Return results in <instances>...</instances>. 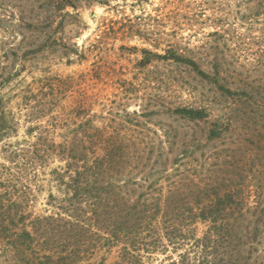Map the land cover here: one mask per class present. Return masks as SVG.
<instances>
[{
  "label": "rangeland",
  "instance_id": "1",
  "mask_svg": "<svg viewBox=\"0 0 264 264\" xmlns=\"http://www.w3.org/2000/svg\"><path fill=\"white\" fill-rule=\"evenodd\" d=\"M168 51L205 74L157 56ZM2 81L0 202L10 213L15 197L28 221L60 210L57 146L69 152L76 136L88 159L104 146L123 154L106 180L129 203L151 210L176 196L186 211L230 191L235 226L264 223V0H0ZM180 107L207 114L191 120ZM188 220L193 231L177 227L174 236L175 220L159 219L118 242L93 235L80 264L168 263L183 252L194 264L192 234L208 224ZM262 227L251 246L238 247L253 264H264ZM1 231L0 264H51L42 255L53 246L17 254L11 230Z\"/></svg>",
  "mask_w": 264,
  "mask_h": 264
},
{
  "label": "trees",
  "instance_id": "2",
  "mask_svg": "<svg viewBox=\"0 0 264 264\" xmlns=\"http://www.w3.org/2000/svg\"><path fill=\"white\" fill-rule=\"evenodd\" d=\"M157 56L172 58L175 61L185 60L183 62L191 66L194 71L205 74L191 58L182 59L180 55L172 51L169 54ZM3 84L4 81L0 82V87ZM1 102L0 96V112L3 110ZM175 112L191 120L202 119L207 114L204 109L193 107H180L175 109ZM2 116L5 121L4 115ZM76 141L75 136L69 142V152L65 151L67 145L57 146L63 152L60 155L61 158L65 160L63 172L56 173V179L63 184L64 193V203L59 205L60 210L57 213L34 217L28 221L27 214L17 209L22 204L21 197L13 198V214L10 213L12 209L0 202V208L1 206L4 208L0 209L1 234H4L6 230H11L13 235L6 236L7 244L17 254L23 253L24 248L32 244L41 243L53 246V249H45L42 255L43 260L51 264H80L82 258L89 254V249L93 246L88 245L93 235L96 240L102 236L104 242H113V240L118 242L119 236H125L127 239L134 233L136 227L140 228L146 223L150 225L159 219L162 222L167 220L168 223L175 220L176 227L173 226L172 231L170 230L174 236L177 227L180 231L181 229L193 231L187 227L186 222H182L189 218L188 221L192 223L199 220L208 224L201 236L195 237L192 234L195 241L193 247L198 249L197 260L194 264H253L249 252L238 247L251 246L252 241L261 235L264 223H260L258 219L252 220V227L249 224L235 226L234 224L241 217H236V214L231 212L234 210L226 206L238 204L239 201L234 199L230 191L216 196L205 205H199V208L194 207L186 211L178 208L184 203L180 201L181 199H176V196L170 201L167 198L163 204L155 201V208L146 210L145 203L138 206L136 203H129L127 199L111 193V183L106 180L107 174L113 166V161L121 160L123 154L116 149H114L116 154L111 153L108 146H104L95 149L92 152L93 159H88L91 157ZM31 151L34 155H38V146L33 147ZM51 154L50 152L49 155ZM188 199L190 200V197ZM242 202L243 199H240V203ZM173 206L177 210L172 212L171 207ZM237 214L244 216L242 211ZM5 220H8L6 222H9L11 226L6 224ZM15 224L17 225L13 227ZM91 228H95L96 231L92 232ZM169 237L168 233H165V238L170 239ZM222 242L227 247L223 254L218 249ZM231 244H236L237 248L230 250ZM165 249L166 247H162L158 250L164 252ZM187 260L189 257L183 252L179 254V261L169 258L168 263L158 264H186ZM135 263L141 264L137 258ZM98 264L104 263L100 260Z\"/></svg>",
  "mask_w": 264,
  "mask_h": 264
}]
</instances>
